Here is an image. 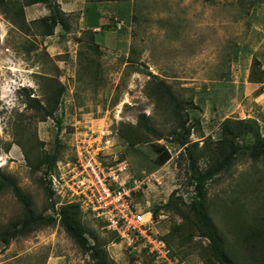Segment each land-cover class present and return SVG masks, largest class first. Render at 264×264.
Instances as JSON below:
<instances>
[{"label":"rangeland","instance_id":"obj_1","mask_svg":"<svg viewBox=\"0 0 264 264\" xmlns=\"http://www.w3.org/2000/svg\"><path fill=\"white\" fill-rule=\"evenodd\" d=\"M25 1L0 7V179H13L30 195L35 215L57 221L36 223L5 243L3 233L26 213L7 182L0 188V264H94L59 220L57 212L72 201L79 202L87 236L91 243L98 237L109 264H217L209 238L189 217L197 197L190 159L170 134L179 115L173 104L157 101L154 84L171 86L192 126L190 140L199 145L217 139L228 120L256 118L264 134V79L252 81L264 78V0H93L89 6L106 4L109 19L98 36L81 28L76 15H63L56 0L62 23L47 34L48 3L24 6L23 18L14 16ZM93 16L90 7L86 17ZM62 85L53 115L42 120L41 111L26 106L29 92L53 103V90ZM142 113L161 138L139 125ZM123 134L147 138L131 145ZM163 147L170 157L158 165ZM50 156H56L52 168L49 162L33 168L37 157ZM96 160L126 187L139 185L135 201L154 213L153 233L165 247L155 244V250L144 236L118 234L88 208L81 162L96 178ZM198 165L204 170L205 160ZM206 194V212L224 235L225 249L240 255L243 224L257 226L264 215V159H239L230 173L208 182Z\"/></svg>","mask_w":264,"mask_h":264},{"label":"trees","instance_id":"obj_2","mask_svg":"<svg viewBox=\"0 0 264 264\" xmlns=\"http://www.w3.org/2000/svg\"><path fill=\"white\" fill-rule=\"evenodd\" d=\"M37 2L48 3V6L53 9L51 11L50 17L44 16V20L50 19L51 28L47 31V34H52L54 28L58 23H62V19L58 17L62 12L55 11L58 7L56 3H53L52 0H26L25 4L16 6L14 9V16L18 15L23 18L24 16V6H28ZM8 4V0H0V7L5 8ZM60 8V7H59ZM59 10V9H58ZM4 13L7 15L6 10ZM14 16L8 17L13 22H17ZM68 26V25H66ZM263 77L255 78L252 77V81L260 82L263 81ZM64 91L63 85L59 90H53L54 94L57 96L56 100L53 103L49 102L44 104L39 98L31 97L30 92L26 97V106L35 107L38 111H41L42 120L46 119L48 116L53 115L58 108L60 103L59 97ZM154 96L159 102H168L174 105L175 113L179 116V123L171 131L170 134L175 135L174 141H176L183 148L185 155L190 159V170H191V183L195 184V189L197 197L193 199L190 203L191 208V217L193 222H195L197 230L201 235H204L210 240L211 251L217 261V264H264V215L261 216L257 226H251L252 224H243L245 227V233L243 232V242L244 245L241 246V254L238 255L235 253L234 249L229 251L225 249V238L219 232V229L215 224H213L211 217L206 212V187L208 182H213L217 179H221L223 175L228 174L232 171V168L236 162L241 158H249L252 160H262L264 159V134L261 132L260 123L256 118H244L236 120H228L224 123L220 136L209 142H203L202 145H199V141H191L190 136L192 134V126L188 124V115L184 116L180 114V110L183 107L180 104V101L177 95L172 90L171 86L166 83L165 80H157L154 84ZM141 121L139 125L146 128L148 133H156L158 138L162 137V134L152 126L149 125L146 121L150 119L149 115L142 113L140 115ZM146 133V132H145ZM146 133V134H148ZM125 140L131 144L135 145L138 142H141L142 138L146 140L147 137H141L140 135L129 134L121 135ZM240 137L244 141H240ZM140 140V141H139ZM18 144L23 146L24 150L26 147L22 142ZM161 148V146H160ZM170 157L168 149L163 147L162 154L157 158V164L161 165L165 163ZM56 156L47 157H37L36 164H32L33 168L36 170L46 162H49L50 168L56 163ZM205 160L206 166L205 169H200L198 162L199 160ZM47 174V173H46ZM7 182L11 183L12 190L15 195L24 202L26 206V213L23 219L16 220L13 225V229L9 233H3L1 239L7 243L12 238L19 235H24L36 228L34 225H50L54 224L57 221V218L53 215L46 216L43 214L35 215L31 209L32 201L30 195L24 193L17 185L14 184L13 179H0V188H2ZM50 195H53V192L50 187H48ZM182 200V203L185 204L181 196L178 197ZM173 199H170L167 205L171 204ZM166 205V206H167ZM54 208V204H52ZM82 210L79 202L72 201L63 205L60 210L57 212L61 224L64 226L66 231L79 243V245L87 252H91L93 257H95L94 264H109L107 261V255L105 250L102 249L98 237L96 241L91 243L87 236V229L82 223ZM240 215V214H239ZM238 217V216H236ZM248 233L251 236V239H248Z\"/></svg>","mask_w":264,"mask_h":264},{"label":"built area","instance_id":"obj_3","mask_svg":"<svg viewBox=\"0 0 264 264\" xmlns=\"http://www.w3.org/2000/svg\"><path fill=\"white\" fill-rule=\"evenodd\" d=\"M92 157L94 158V156ZM81 164L84 167L83 172L86 171L88 177H91L88 178L86 176L81 179V184L83 186V195L87 198L88 208L94 214L104 218L108 222L109 228L124 237L130 239L131 237L144 236L147 240L154 243L153 247L155 250H159L156 245L161 248L166 246L165 242L153 233V229L156 226L154 213L139 208V204L135 201L134 195L139 191V185L126 187L123 185L124 183L118 180L116 171L106 172L100 161L97 160L95 164L100 167L99 170L102 173H97L95 166L89 164L96 174V178H92L87 171L85 163L81 162ZM123 169L124 167H120V170ZM70 188L73 190L71 186Z\"/></svg>","mask_w":264,"mask_h":264},{"label":"crops","instance_id":"obj_4","mask_svg":"<svg viewBox=\"0 0 264 264\" xmlns=\"http://www.w3.org/2000/svg\"><path fill=\"white\" fill-rule=\"evenodd\" d=\"M60 9L63 12V15H76L77 17V23H79V26L84 29H91L94 31L95 35L98 36L99 34H102L101 28L108 22V17L104 15V12L102 10V7H105L106 4H103V1H95L92 2V6H89L91 4V1L93 0H56ZM55 1V2H56ZM94 4V5H93ZM90 7L93 8V13L95 16V21H92V18L86 17ZM28 8V6H26ZM51 9H50V14H51ZM26 16V13H25ZM27 22L31 21L29 18L26 19ZM92 24V28L87 25V24ZM66 26V25H65Z\"/></svg>","mask_w":264,"mask_h":264}]
</instances>
